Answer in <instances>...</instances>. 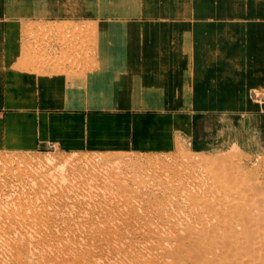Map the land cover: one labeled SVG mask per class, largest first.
I'll list each match as a JSON object with an SVG mask.
<instances>
[{
  "label": "rangeland",
  "instance_id": "rangeland-1",
  "mask_svg": "<svg viewBox=\"0 0 264 264\" xmlns=\"http://www.w3.org/2000/svg\"><path fill=\"white\" fill-rule=\"evenodd\" d=\"M62 1L64 0H50L49 7L41 8L40 14L43 16L42 18H44L42 22L24 23V27H22L19 32L20 42L17 44L20 51L19 54L8 55V47H4L2 48L4 53L0 55V61L3 63H15L20 62V60H30L38 57L39 60H36V72L32 68L28 70L14 69L16 63L12 67L14 70H5L0 68V118L15 116L17 117V123L20 124H26L28 121L29 123L41 121L42 126H40L39 131L40 138L43 140V143L38 148L32 150L16 149L12 145L13 140L11 138V129L17 127L18 124H7V122L4 124L3 121V123L0 124V226H8L7 224H9V222L20 217L19 215L16 216L15 211L18 210L16 209V204L14 205L13 203L19 204L20 202L34 201L44 204V202H42L43 199L47 202V199H49L48 197L56 199L54 200L56 204L55 206L58 207H53L56 212H58L56 218L60 220L61 217H64V214L68 213V209L62 207L64 206V201L59 196L60 183L59 181L57 183L56 179L63 176L67 178L76 176V171H79L75 169V163L77 160L84 163L88 161L89 163L92 162V164L98 165H101L102 163L103 165V163L106 162L105 159L107 157L113 158L116 154H119L118 152L129 154L137 148H140L139 150L142 155H148L150 154L152 144L154 145L157 138H161V129L154 128L152 125H145L139 132H137V129L135 130L134 128L129 127V122L125 113L129 110L142 111L143 109H148L149 107L146 106L143 101L135 102L134 96H136L140 91L138 89H145L149 87L150 84L148 81L150 79H154L157 82L166 80L168 78L167 73L163 71L164 69L157 68L156 71L148 73L149 76L146 78L147 83L144 84L142 78L147 77V75H136L131 72H123L120 68L130 64L128 55L133 49V44H135V48H138V50L141 49L143 52V57L139 59L138 62L142 64L141 67H143L144 70H147L149 64L154 63V61L163 64L167 59L166 53L154 52L153 50L160 49L163 46L165 33L160 32L156 36V43H149L146 39L137 40V37H134L133 35L121 33L122 26L120 20L124 17H121L122 19H120L116 14V10L122 7L124 3L122 0H67L70 2L71 6L63 15H60L55 11H52L50 15L42 12V10L46 11L50 7L56 6ZM133 1L147 6L155 0ZM237 1L239 2V5H236L237 7L234 9L236 12L231 14L232 17L238 18L240 13L237 12V8L245 7L253 8L256 12V17L258 18H261V16L264 15V7H262V4H264L262 2H264V0ZM171 2L172 0H164L162 1V4H153L147 8V11L154 15L162 9V6L167 7ZM209 2L210 0H202L201 2L198 0L181 1L180 4L175 5L172 10L177 17V19L174 20L176 22L172 23H177V21H179L181 24L187 23L190 26L189 30H187L188 28L183 30L185 37L180 41V43H184L185 46L189 48L188 55L191 58L199 55L201 47L207 49L210 57H216L221 51H224V49L233 44H242L244 41L242 39L245 33L241 29H237L239 33L232 32L231 35H227L226 37L220 39L219 34L224 32V26H235L241 21H237L235 19H217L216 23L218 25H224L211 28L210 30H205L204 33L206 38H210L214 42H212L211 45H201V43H199L198 37L195 36V24L208 20L206 17L210 15L209 13L211 10L209 9ZM213 5L216 8L223 7L217 10L219 14H223L225 11L224 6H226L227 3L226 1L219 0ZM142 10L143 9L140 6L129 5L125 9H122L119 14H132V23H139V21H147L148 18L145 15L142 16ZM45 16L52 19L46 20ZM222 16L225 17V15ZM103 18L108 19L106 23L107 26L99 27L98 21ZM162 21L163 20L157 21L156 24H160ZM256 22L257 21H254L253 24H256ZM57 23H60V29L57 28L59 27ZM81 23L82 25H80ZM262 23H264V19L262 20ZM76 25L78 26L76 27ZM76 28H79L78 31L80 34ZM71 31L76 34H72ZM81 31L85 34H82ZM91 31L95 32L92 33ZM66 34L71 36L69 37ZM98 34L103 35L101 47L98 49L90 46L92 48L91 49L90 47H87L86 44L84 45L81 42L82 37L80 36L85 35L86 37L91 36L92 38L95 35L98 36ZM246 34L248 36L247 32ZM172 35L174 37L177 36L175 33H172ZM86 37L84 38L86 39ZM65 38L69 39L66 40ZM258 38L263 39L264 32L259 33ZM59 39L62 40L60 41ZM80 46L83 47L80 49ZM138 50L135 49V53H137ZM150 53H152V55H150ZM72 58L74 59L72 60ZM75 58L77 59L75 60ZM44 62L45 64H43ZM251 63H248V65L250 66ZM45 65L48 70H46L47 68ZM39 67L41 68L39 69ZM74 67L77 68L75 69ZM232 70H234V67ZM188 71V76H190V78L186 80V84L192 85L195 81V76L199 74L200 68L191 67ZM16 73H19L25 79H22L19 75L17 76ZM251 73H253V76L259 75L257 72ZM240 76V74H237V78L235 80L231 78H228L227 80L219 79L218 85L223 89L231 87H234V89H241L243 86V80ZM33 81L34 84H32ZM123 84H128L129 87H123L121 89ZM59 88L61 89L58 91ZM234 89H229L227 92L231 95H236ZM147 90L149 89L144 91L146 92ZM201 90L203 96H209L212 93V88L209 89L208 87H202ZM34 91L35 99L31 96L28 97V94ZM227 92L226 94H228ZM223 93L224 92L218 93L221 94L219 95V101H211L209 99L207 103L201 101L194 104L195 106H192V97L187 95V97H181L178 102L169 104L161 102L157 106L152 107L154 109H151L164 114L167 112H175L179 115L183 112L196 110L198 107L200 108L205 106L209 109L208 111L198 110L194 113L193 119L187 117L188 115L179 118V124L186 126H178L171 122V124H169L170 127H167L169 129L177 130L176 137L178 141L181 145L188 149V152L190 151L192 154L199 153L205 157H213L215 154L219 153L239 152L240 154L241 152L240 155L242 156H248L249 153H251V156H263L264 86L261 91L250 89L247 94L240 97V102H237L233 97L231 98L225 96ZM155 94L158 99L162 97L161 92H157ZM51 95L55 97L51 102H49V97ZM237 99L239 100V98ZM83 100L85 101L83 102ZM59 106L82 108L89 114L94 113V115L86 116L89 123L88 130L93 132V139L95 140L91 146H89V142H86V139H84L83 142H77L79 141L78 139L82 138L77 139L70 134L71 132L65 130H75V132L78 133L77 135L81 137L86 134L85 129H80L76 125L80 121L77 119L76 114L82 111L71 108L52 110L59 108ZM137 120L139 121V118ZM97 121H99L97 124L90 125L91 123H95ZM138 121L136 123H138ZM47 122H51L56 125V128L53 127L54 125H52V127L45 125ZM155 122L161 123V121L158 120ZM3 124L5 126H3ZM104 129H106V131ZM3 131L4 135L1 136ZM81 132L83 134H81ZM145 133H151V137H146V139L142 138L141 135ZM106 139L112 140L107 144L105 141ZM72 142L75 144H72ZM64 164L65 166L63 167ZM44 167L45 169L43 170ZM81 174L84 179H87L88 174L80 172V175ZM42 175H45L46 177ZM83 177L81 178V181ZM34 180L36 182L32 184ZM54 189H57L58 192ZM54 195H57L58 197H54ZM44 196L46 197L43 198ZM59 207L62 211H64H60ZM62 208H65L66 210ZM75 209L76 208L69 209V211L72 210L74 212H70L73 213L72 215L78 214L80 210H83V207H80V209L77 207L79 211ZM5 211L8 212L6 213ZM60 215L61 217H59ZM1 235L3 236L2 233ZM21 246L25 247L26 251H20L22 255L17 256L16 253L18 252H16V249H18V246L12 247V245L3 243V241L0 240V264H55L53 257L63 254L59 251L49 252L48 248L43 247V245L38 246V248H34L25 240L22 241ZM18 258L20 259L18 260ZM56 264H60V262H57Z\"/></svg>",
  "mask_w": 264,
  "mask_h": 264
},
{
  "label": "bare ground",
  "instance_id": "bare-ground-1",
  "mask_svg": "<svg viewBox=\"0 0 264 264\" xmlns=\"http://www.w3.org/2000/svg\"><path fill=\"white\" fill-rule=\"evenodd\" d=\"M80 37L87 47H101L102 34ZM37 59L20 60L14 69L36 72ZM169 124L152 125L161 129V138L148 155L137 148L107 157L111 162L103 165L77 160L76 176L56 179L62 207L68 209L59 216L61 221L56 218V199L13 203L20 217L0 226V240L18 246L17 256L26 251L21 246L24 240L34 248L43 245L49 252L63 253L53 257L55 264H264V155L192 154L178 141L177 130L167 128ZM141 137L150 138L151 133ZM80 172L88 174L87 179ZM71 208L78 214L72 215Z\"/></svg>",
  "mask_w": 264,
  "mask_h": 264
},
{
  "label": "crops",
  "instance_id": "crops-1",
  "mask_svg": "<svg viewBox=\"0 0 264 264\" xmlns=\"http://www.w3.org/2000/svg\"><path fill=\"white\" fill-rule=\"evenodd\" d=\"M123 5L120 9L116 10L117 16H119L121 22V33L123 34H129L133 35L134 37H137V40H145L149 43H156L157 42V35L161 33H165V37L163 40V46L160 49H154V52H160V53H166L167 59L165 62L157 63L154 61V63L149 64L148 69L144 70L141 63L138 62L139 59L143 57L142 50H138V48H135V44H133V49L131 52H129V59L130 64L127 66L121 67L120 69L123 72H131L132 74H144L147 75V77H141L144 84L147 83L148 73L151 71H156L157 68L164 69L168 75V78L162 82H157L154 79H150L148 83L150 84L148 88H142L138 89L140 90L136 96H134V101L139 102L143 101L146 106L149 108L143 109L142 111H133L129 110L125 113L126 118L129 122V127L137 129V132L141 131L142 127L145 125H153L156 120L161 121V124L165 123H174L178 126H186L183 124H179L178 120L179 118L183 116L190 117L191 119L194 118V113H196L198 110H209L207 107H198L196 110H192L191 112H183L177 114V113H162V112H156L152 109V107L157 106L159 103H174L180 101L181 97H192V106L194 104H197L199 102L207 103L210 99L211 101L220 100L221 94H218L219 92H224L225 96L233 97L237 102H240V97L244 94H247L250 89L260 90L264 86V38L260 39L258 38V34L261 32H264V23H262V20L264 19V15L261 16V18L256 17L255 10L251 7H245V8H237V12L240 13V16L238 18H234L231 16L232 13L236 12L234 9L237 7L236 5H239L237 0H220V1H226L227 5L224 6L225 11L223 14L218 13L219 7L216 8L213 4L218 2L219 0H210L208 3L210 10V15L206 17L208 20H204L201 22H198L195 24L196 32L195 36L198 37L199 43L201 45H211L213 40L210 38H206L204 36L205 30H210L211 28L217 27V26H223L218 25L216 23V20H229V19H235L237 21H241L237 25H226L224 26V32L219 34V38L222 39L226 37L227 35H231L232 32L239 33L237 29H241L244 31L242 44H233L230 47L224 49V51H221L218 56L216 57H210V54L207 52L206 48L201 47V51L199 52V55L191 58L189 53V48L185 46L184 43H180L181 40L184 39V29L189 30L190 26L187 23H172L176 22L174 20L177 19L175 14L173 13V8L175 5L180 4L181 1L186 0H172V2L167 6H162L156 14L152 15L149 11H147V8H149L151 5L160 3L162 4V1L164 0H155L150 5L144 6L139 3L134 2L133 0H122ZM190 1V0H187ZM195 1V0H192ZM201 2L202 0H198ZM50 0H0V55L3 54L4 50L2 48L8 47V55L12 54H19V49L17 44L20 42V29L24 27V23H30V22H42L44 18L40 14L42 7H49ZM264 3V2H262ZM129 5H135L140 6L142 10V16H147V21H139V23H132V14L129 13H123L119 14L122 9H125ZM71 4L67 0L62 1L61 3L57 4L56 6L50 7L48 10L42 12H45L46 14L50 15L52 11H55L59 13L60 15H63L68 8H70ZM262 7H264V4H262ZM145 8V9H144ZM215 10V11H213ZM47 15V16H48ZM222 15H225L223 17ZM46 17V20H50L51 18ZM122 17V18H121ZM255 19V20H253ZM107 18H103L102 20L98 21L99 27H106L107 26ZM162 21L160 24H156L157 21ZM74 21V20H73ZM254 21H257L256 24H253ZM144 23V24H143ZM151 23V24H150ZM8 24V25H6ZM144 26V27H143ZM155 27V28H154ZM198 29V31H197ZM222 29V28H221ZM164 31V32H163ZM248 33V36L246 34ZM172 33L177 34L176 37L172 35ZM190 34V33H188ZM241 43V42H240ZM184 47H182V46ZM135 49L138 50L137 53H135ZM199 51V48H198ZM153 52V54H154ZM21 54V53H20ZM152 55V53H150ZM20 56V55H19ZM18 59V58H17ZM16 59V60H17ZM253 62V63H251ZM16 63V62H15ZM14 62L11 63H3L0 61V68L5 70H14L12 67L15 64ZM248 63H251L250 66ZM196 67L200 68L199 74L195 76V81L193 84H186V80L190 78L188 76V70ZM234 67V70H232ZM227 71V72H225ZM221 72V73H220ZM251 72H257L259 73L258 76H253ZM237 74H240V78L243 80L242 82V88L241 89H234V87L231 88H225L223 89L221 86L218 85V80L223 79L227 80L228 78L236 79ZM16 75L22 77L19 73H16ZM236 76V77H235ZM22 79H25L22 77ZM27 79V78H26ZM29 83V82H28ZM34 84V81L33 83ZM207 85V86H206ZM34 86V85H33ZM32 86V87H33ZM129 87L128 84H123L121 86L122 88ZM202 87H208L209 89L212 88V93L209 96H203L202 93ZM120 89V90H121ZM147 90L146 92L144 90ZM229 89H234L236 95H231L227 91ZM143 92H142V91ZM218 91V93H217ZM142 92V93H141ZM157 92L162 93V97L158 99L156 97ZM226 92L228 94H226ZM40 93V92H39ZM33 94V95H32ZM31 96L32 98L35 97V91L28 94V97ZM55 96L51 95L50 101L53 100ZM52 98V99H51ZM239 98V100L237 99ZM35 99V98H34ZM218 100V101H219ZM85 100H83L84 102ZM195 106V105H194ZM63 108H71V107H62L59 106L57 109L52 110H61ZM152 108V109H151ZM194 108V107H193ZM74 110H81L82 112H79L77 115V119L80 120L76 125L80 129H85L86 134L82 137L77 135L78 133L75 132V130H69L65 129L69 132L72 136L75 138H82L78 139L77 142H83L84 139H86V142L91 146L94 143L93 139V132H90L88 130V119L86 118L87 115H94V113H87L82 108H71ZM98 114V113H96ZM121 116V115H120ZM1 117V116H0ZM35 118V117H34ZM139 118V121L137 120ZM7 120V121H6ZM7 122V124H18L17 127L12 128V145L14 148L19 150H32L35 148H38L42 143L43 140L40 138V126H42L41 121L35 122H26V124H20L17 123V117L15 116H8L0 118V124L3 122ZM138 121V123H136ZM99 121L95 123H91L90 125L97 124ZM3 124V126H5ZM192 124V123H191ZM20 125V126H19ZM45 125H49V127H52L51 122H47ZM58 125V124H57ZM128 125V124H127ZM190 125V124H188ZM53 127L56 128V125ZM81 134H83L81 132ZM4 135V131L2 132L1 136ZM75 140V139H74ZM73 140V141H74ZM76 141V140H75ZM72 144H75L72 142Z\"/></svg>",
  "mask_w": 264,
  "mask_h": 264
}]
</instances>
